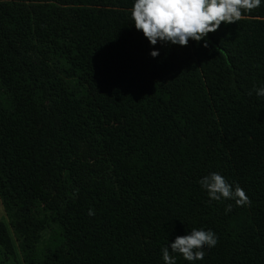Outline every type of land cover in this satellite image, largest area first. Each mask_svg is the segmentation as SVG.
<instances>
[{
	"label": "trees",
	"instance_id": "16d2710c",
	"mask_svg": "<svg viewBox=\"0 0 264 264\" xmlns=\"http://www.w3.org/2000/svg\"><path fill=\"white\" fill-rule=\"evenodd\" d=\"M132 3L0 0V249L164 264L202 228L217 244L192 264H264V4L153 59ZM210 172L249 203L209 202Z\"/></svg>",
	"mask_w": 264,
	"mask_h": 264
},
{
	"label": "clouds",
	"instance_id": "9594fccd",
	"mask_svg": "<svg viewBox=\"0 0 264 264\" xmlns=\"http://www.w3.org/2000/svg\"><path fill=\"white\" fill-rule=\"evenodd\" d=\"M264 4V0H133L130 23L142 33L150 46L149 55L155 59L160 55L156 45L187 46L190 41L203 42L207 47V36L224 24L237 23L242 12L248 13ZM258 97H264V86L255 89ZM206 192L209 202L231 200L244 206L249 199L239 185L229 184L218 172H210L198 181ZM226 205L225 212L231 211ZM88 215H94L89 209ZM217 244V236L211 230L191 229L183 236L161 249L164 264H176V254L192 264L202 260L205 250Z\"/></svg>",
	"mask_w": 264,
	"mask_h": 264
},
{
	"label": "rangeland",
	"instance_id": "374dc122",
	"mask_svg": "<svg viewBox=\"0 0 264 264\" xmlns=\"http://www.w3.org/2000/svg\"><path fill=\"white\" fill-rule=\"evenodd\" d=\"M6 224L8 226V218L6 216L4 207L2 205V202L0 200V224ZM9 227V226H8ZM12 232V231H10ZM13 246H14V253L15 256H11L8 253H4V250L0 249V264H23L22 257L20 255L18 244L16 240L13 238Z\"/></svg>",
	"mask_w": 264,
	"mask_h": 264
}]
</instances>
